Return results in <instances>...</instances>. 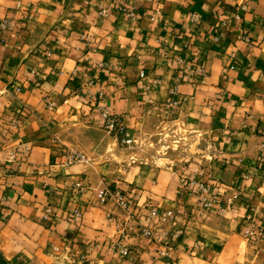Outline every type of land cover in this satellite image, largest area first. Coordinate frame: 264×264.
Instances as JSON below:
<instances>
[{"label":"crops","instance_id":"1","mask_svg":"<svg viewBox=\"0 0 264 264\" xmlns=\"http://www.w3.org/2000/svg\"><path fill=\"white\" fill-rule=\"evenodd\" d=\"M4 21V263L264 264V0H0Z\"/></svg>","mask_w":264,"mask_h":264},{"label":"built area","instance_id":"2","mask_svg":"<svg viewBox=\"0 0 264 264\" xmlns=\"http://www.w3.org/2000/svg\"><path fill=\"white\" fill-rule=\"evenodd\" d=\"M99 14L100 16L105 17L108 14V10L103 5H100ZM12 27L13 25L10 21H4L0 26L2 30H11ZM245 41L247 43H250L247 37L245 38ZM196 71H199L204 74V70L201 66L198 67ZM171 95L173 96L176 95V89L171 90ZM169 105L172 109H177L179 103L178 101L173 100L172 102H170ZM101 118L104 123V128L107 131L115 132L118 129V125H119L118 120L115 117H113L110 114L109 110H107L106 108H103V107L101 108ZM129 142L130 141L128 140V143ZM10 158H11V161H13L15 159V156L11 155ZM82 160H83V157L79 153H73L69 157V161L73 163L80 162ZM204 177L205 176H204L203 168L199 165H196L191 171V175L189 176V178L184 179L181 182L188 190H190L192 194H194L200 199V202L204 207H209L211 206V204H214L216 200L214 197L211 196V192H210L211 189L209 185L204 181ZM112 198L118 201L120 206L124 208L127 206L126 198L120 193H112L111 191L107 189L102 190L98 193V201L100 204H105L109 199H112ZM77 216H80V215L77 214ZM152 216H156V213L153 212ZM169 216H170L169 214L164 215L162 219L169 218ZM139 234L144 239H150L152 237V231L151 229L147 227H142L139 231ZM248 236L252 237V233H248ZM112 249L114 250V252H116L120 256H126L128 253L127 247L121 242L114 243L112 245Z\"/></svg>","mask_w":264,"mask_h":264},{"label":"rangeland","instance_id":"3","mask_svg":"<svg viewBox=\"0 0 264 264\" xmlns=\"http://www.w3.org/2000/svg\"><path fill=\"white\" fill-rule=\"evenodd\" d=\"M159 145V144H158ZM165 145V144H164ZM166 146V145H165ZM164 146V147H165ZM150 151H152L154 154L156 153V152H158V157L159 158H162V157H160L161 155H165V156H163V157H165V158H167V159H172V160H175V159H177V160H180V159H182L183 158V152L179 149V151L177 150L176 151V153H174V154H172V150H166V151H164V150H160V148H155V146L153 145L151 148H150ZM180 155H179V154ZM0 264H6V263H4V261L0 258Z\"/></svg>","mask_w":264,"mask_h":264}]
</instances>
